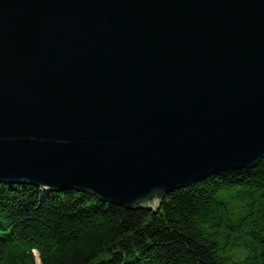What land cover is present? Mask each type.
<instances>
[{
    "label": "water",
    "instance_id": "95a60500",
    "mask_svg": "<svg viewBox=\"0 0 264 264\" xmlns=\"http://www.w3.org/2000/svg\"><path fill=\"white\" fill-rule=\"evenodd\" d=\"M264 159V0H0V184L129 210Z\"/></svg>",
    "mask_w": 264,
    "mask_h": 264
},
{
    "label": "trees",
    "instance_id": "16d2710c",
    "mask_svg": "<svg viewBox=\"0 0 264 264\" xmlns=\"http://www.w3.org/2000/svg\"><path fill=\"white\" fill-rule=\"evenodd\" d=\"M264 264V159L129 210L0 184V264Z\"/></svg>",
    "mask_w": 264,
    "mask_h": 264
},
{
    "label": "rangeland",
    "instance_id": "374dc122",
    "mask_svg": "<svg viewBox=\"0 0 264 264\" xmlns=\"http://www.w3.org/2000/svg\"><path fill=\"white\" fill-rule=\"evenodd\" d=\"M36 255H37L38 264H40L38 253H36Z\"/></svg>",
    "mask_w": 264,
    "mask_h": 264
}]
</instances>
